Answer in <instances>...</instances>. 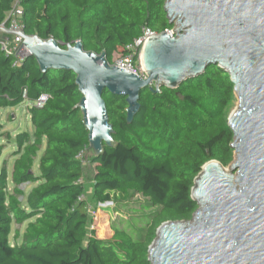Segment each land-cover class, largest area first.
Returning a JSON list of instances; mask_svg holds the SVG:
<instances>
[{
  "label": "trees",
  "instance_id": "1",
  "mask_svg": "<svg viewBox=\"0 0 264 264\" xmlns=\"http://www.w3.org/2000/svg\"><path fill=\"white\" fill-rule=\"evenodd\" d=\"M166 1L0 0V24L10 25L8 13L18 2L27 35L54 39L63 49L81 41L84 51L105 54L112 65L115 54L138 39L143 28L157 34L175 29ZM14 63L0 45V108L24 103L25 91L30 101L44 94L50 98L43 107L29 108L34 133L16 136L14 163L9 168L5 161L0 172V264H151L149 247L158 228L165 222L190 221L198 210L191 190L202 167L212 160L228 167L235 159L228 123L236 103L230 75L212 64L178 89L163 87L153 93L146 88L131 124L126 97L106 90L115 146L85 157L98 166L89 201L80 183L84 162L78 156L89 147V133L78 107L82 95L76 75L66 70L43 73L32 56ZM27 184L37 185L25 194ZM113 193L124 200L140 195L147 200L140 204L146 214L131 219L136 223L130 231L121 226L123 220L110 229L108 217L99 211L98 239L95 226L89 232L96 225L89 206L112 202ZM27 222L22 234L15 231V240L22 243L12 244L13 225Z\"/></svg>",
  "mask_w": 264,
  "mask_h": 264
},
{
  "label": "water",
  "instance_id": "2",
  "mask_svg": "<svg viewBox=\"0 0 264 264\" xmlns=\"http://www.w3.org/2000/svg\"><path fill=\"white\" fill-rule=\"evenodd\" d=\"M174 34H155L142 50L145 77L111 65L81 41L63 49L54 39L23 37L43 73L72 71L82 95L87 155L115 146L103 93L124 96L131 124L140 94L178 89L218 65L231 77L238 104L228 123L234 161L207 162L191 190L198 210L190 221L165 222L149 247L151 264H264V0H167ZM5 33L14 35L11 31Z\"/></svg>",
  "mask_w": 264,
  "mask_h": 264
},
{
  "label": "rangeland",
  "instance_id": "3",
  "mask_svg": "<svg viewBox=\"0 0 264 264\" xmlns=\"http://www.w3.org/2000/svg\"><path fill=\"white\" fill-rule=\"evenodd\" d=\"M238 104L236 100L235 106ZM234 106V108H235ZM29 108H31L30 103L24 102L17 107L14 108H0V145L3 146L2 156L0 157V172L4 166V162L7 161L9 164V168L12 167L14 163V158L12 157L13 153L17 150L16 146V136L23 132H28L31 135L34 133V127L31 123ZM45 150V145L43 146L42 150L39 152L38 158L35 162L34 172L36 175L40 174L38 169L39 158L43 155ZM87 155V153H86ZM90 153L84 158L91 157ZM84 160V177L83 182L87 188L88 194L87 198L91 199V192L93 186V178L97 171L98 166L93 165L87 159ZM37 184H27L22 187L25 191V194H28L32 188H34ZM113 201L110 203L102 204L101 205H94L92 202L89 206V214L91 217L94 218L96 225H91L89 228V232L93 230V226L96 227V236H98V229H99V218L98 213L99 211L103 212L108 217V227L112 228V223L118 222L119 220H123L122 227L128 228L130 231H133L135 220L131 219H138L139 216H143L146 213L140 210V204H145L147 202L146 199L142 198L140 195H136L128 200H124V197L121 194L113 193L112 195ZM26 200V195L22 198L24 202ZM155 211V210H152ZM28 222L25 223L23 226H19L14 224L13 225V234L11 235V243L12 244H21L22 239L15 240V231H20L22 234L27 226ZM130 226V227H129ZM141 227L138 226V229Z\"/></svg>",
  "mask_w": 264,
  "mask_h": 264
},
{
  "label": "built area",
  "instance_id": "4",
  "mask_svg": "<svg viewBox=\"0 0 264 264\" xmlns=\"http://www.w3.org/2000/svg\"><path fill=\"white\" fill-rule=\"evenodd\" d=\"M24 16V10L19 5L15 3L11 11L8 13L7 21L10 22L9 26H6V22L0 24V32L11 31L14 33L12 40L4 39L0 41L1 49L7 57H13L15 59L14 66L22 64V62L30 56L28 49L23 46V37L19 35L24 29L22 26V18ZM164 33H167L171 36H175L174 30H165ZM153 32L149 28H143L142 35L133 41L131 44L127 45L122 53L115 54L114 63L116 67L132 72L133 74L145 77V72L142 66V50L148 38L154 36ZM23 98L25 102L30 103L31 107H43L48 99L49 95L44 94L36 101H30L27 98V92H24ZM86 150L81 152L78 156L84 162V156L86 155ZM80 183H83V180H80ZM102 206V204H100Z\"/></svg>",
  "mask_w": 264,
  "mask_h": 264
},
{
  "label": "crops",
  "instance_id": "5",
  "mask_svg": "<svg viewBox=\"0 0 264 264\" xmlns=\"http://www.w3.org/2000/svg\"><path fill=\"white\" fill-rule=\"evenodd\" d=\"M7 37H5L4 35H3V33H0V41H2V40H4V39H6Z\"/></svg>",
  "mask_w": 264,
  "mask_h": 264
}]
</instances>
